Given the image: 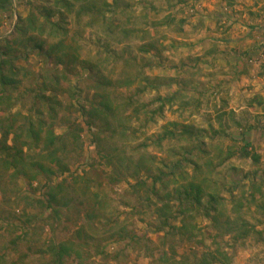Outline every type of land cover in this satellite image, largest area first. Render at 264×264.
I'll use <instances>...</instances> for the list:
<instances>
[{"label": "rangeland", "instance_id": "374dc122", "mask_svg": "<svg viewBox=\"0 0 264 264\" xmlns=\"http://www.w3.org/2000/svg\"><path fill=\"white\" fill-rule=\"evenodd\" d=\"M52 1L13 0L9 10L0 11V36L14 37L20 17ZM132 1L128 26L138 32L125 42H118L123 38L118 29L109 34L101 21L86 25L87 16L79 20L66 14L64 24L77 34L81 58L102 62L114 79L134 80L116 87L118 101L132 97L155 108L162 103L156 100L160 95L163 112L147 123L135 114L126 123L124 138L109 132L94 137L86 116L76 111L94 93L88 69L62 79L63 86L55 91L63 102L60 116L69 115L83 127V146L68 159L69 171L50 181L69 186L64 198L68 205L59 219L47 214L44 176L11 180V172L0 174V264H52L37 251L67 240L79 244L85 264H164L163 253L198 263L217 247L229 256L223 264H264V0ZM142 43L152 45L150 53L138 49ZM17 64L33 72L35 81L24 80L13 90L19 100L12 111H47L35 92L41 88V74L55 63L32 51ZM144 76L159 85L138 93ZM70 87L77 90L75 98ZM186 127L193 133L184 132ZM165 129L177 135L156 145ZM247 143L260 155L258 162L253 153L230 155ZM151 156L154 166L168 174L164 183H156L158 194L152 190L153 178L145 170L137 172L134 163L144 157L150 162ZM182 156L191 161L176 174L162 164ZM122 157L129 166L115 173L116 165L108 160L119 164ZM191 180L204 182V203L209 192L218 196L220 210L188 217L185 233L163 227L161 196ZM170 221L176 227L185 224L181 215ZM63 264H73V259Z\"/></svg>", "mask_w": 264, "mask_h": 264}, {"label": "trees", "instance_id": "16d2710c", "mask_svg": "<svg viewBox=\"0 0 264 264\" xmlns=\"http://www.w3.org/2000/svg\"><path fill=\"white\" fill-rule=\"evenodd\" d=\"M132 2V0H53L50 6H38L39 9L31 11L27 17H20L14 29V37L0 36V174L11 172V180L19 178L35 180L38 176H44L48 191L47 201L43 206L47 214L53 213L58 219L61 216V208L68 205L64 198L69 186H64V182L50 181L57 174L62 175L69 171L68 159L83 146L82 125L69 115L60 116V111L64 109L63 102L57 98L55 91L58 92L63 86L64 82L61 80H69L71 75L88 69L87 80L90 81L89 88L93 89L94 93L85 103L80 104L76 111L86 116L89 128L94 129V137L109 132L110 137L124 138L129 130L126 123L130 118L135 117V114L139 119L143 115V121L147 123L155 121L156 116L163 112L164 98L160 95L156 100L162 103L155 108H149L146 103H135L132 97L118 101L115 96L116 87L131 85L134 80L114 79L105 73L102 62L81 58L80 40L77 34H71L70 28L64 24L66 14H75L79 20L87 16L86 25L94 26L101 21L109 34H113L115 28L118 29L123 37L118 42H125V39L138 32L137 29L128 26V23L132 22ZM12 4L13 0H0V11L9 10ZM57 15V19H53ZM119 15L120 17H117ZM122 17L126 21H121ZM47 37L54 40L50 41ZM138 49L143 53H150L152 45L142 43ZM32 51L42 55L45 60L49 59L55 63V67L41 74L42 82H38L41 88L40 90L36 88L35 92V98L47 106V111L38 108L36 113L23 114L20 110L13 112L15 101L19 100L13 95V90L24 80H32L31 83L35 81L33 72L17 64L21 57H27ZM123 54L124 52L121 57ZM125 61L130 62L128 59ZM36 81L39 79L37 78ZM139 85L137 92L144 93L148 88H157L159 84L155 79L144 76ZM49 91H52V94L47 93ZM76 91L74 87H70L72 98H75ZM128 107H133L132 114L127 112ZM59 128L63 131L58 132ZM183 131L192 134L193 128L186 127ZM176 135L175 130L165 129L158 134L154 143L160 146L164 140ZM249 145L250 143L241 146L240 149L230 152V155L239 153L245 157L249 156L253 153L248 149ZM252 155L254 161L260 160L259 154ZM127 159L122 157L119 164L111 158L108 161L111 165H116L117 169L114 168V171L119 173L129 166L124 164ZM130 160L132 159H129V163L133 161ZM150 160L149 162V159L144 157L134 160V163L137 172L145 170L148 176L153 178L152 190L158 194L156 183L159 181L164 183V178L168 174L161 167L154 166L155 160L152 156ZM187 161L191 159L182 156L165 164L163 159L162 164L171 169L170 173L176 174V171H182ZM191 163L196 169L198 168L197 162ZM2 175H0L1 180H3ZM203 183V181L191 180L186 184H178L172 192L168 191L161 196L162 205L158 210L163 217V227L168 226L185 233L189 230L188 217L194 218L201 210H205V215L220 210L219 198L212 192H209V199L204 203L206 190ZM180 215L185 222L183 228L174 226L170 221L171 218H178ZM37 253L49 257L52 264H63L68 258L73 259V264H85L82 248L74 240L54 242L47 248L39 249ZM160 259L164 264H223L228 262L229 256L217 247L212 252L203 254L198 263L189 258L170 257L167 253H163Z\"/></svg>", "mask_w": 264, "mask_h": 264}]
</instances>
